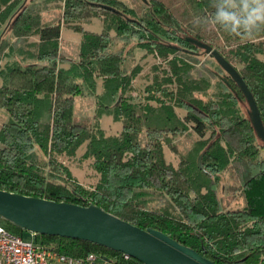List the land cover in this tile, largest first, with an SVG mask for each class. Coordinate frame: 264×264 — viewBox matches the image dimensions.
I'll return each mask as SVG.
<instances>
[{
  "label": "trees",
  "instance_id": "obj_1",
  "mask_svg": "<svg viewBox=\"0 0 264 264\" xmlns=\"http://www.w3.org/2000/svg\"><path fill=\"white\" fill-rule=\"evenodd\" d=\"M141 1L138 13L120 0H63L61 17L45 23L33 0H0V54L8 50L14 57L0 87V111L7 115L0 128V190L96 205L143 230H158L215 264H264V144L249 110L245 116L238 108L242 93L220 66V91L204 102L194 94L211 84L193 77L189 63L202 50L189 39L219 52L244 80L264 126V23L236 34L213 23L221 0ZM95 17L103 24L99 33L75 24ZM63 27L82 36L74 57L60 47ZM31 37L37 38L32 50H23ZM138 49L167 61L169 71L156 84L159 95L145 105L126 96ZM84 90L94 96L90 126L77 123L73 112ZM176 108L186 111L184 119ZM104 115L122 122L118 135L100 128ZM188 123L200 139L175 167L165 161L162 136L170 145L168 136L182 133ZM85 143L84 157L99 175L91 190L69 181L65 168L69 183L51 172L58 156L71 157ZM231 169L243 199L232 209L217 193L221 174ZM0 225L17 236L26 232L1 217ZM35 241L74 258L95 254L106 264H142L89 242L42 235Z\"/></svg>",
  "mask_w": 264,
  "mask_h": 264
},
{
  "label": "rangeland",
  "instance_id": "obj_2",
  "mask_svg": "<svg viewBox=\"0 0 264 264\" xmlns=\"http://www.w3.org/2000/svg\"><path fill=\"white\" fill-rule=\"evenodd\" d=\"M33 1L37 4L36 9L42 14L45 23L56 22L58 18L61 17L64 7L63 0ZM120 1L135 9L138 13L141 10V0ZM75 24L82 26L83 29L88 32L99 33L103 29L101 19L97 17L91 18L90 20H83L82 22H77ZM5 35H7V33ZM60 39V47L63 48L65 53L72 54L74 57L82 40L81 34L63 27L60 32ZM36 40V37H31L24 42L21 47L23 50H32L29 44L34 43ZM197 53L198 55L195 56L194 59H189V63L194 66L192 75L196 79H201L202 77L206 81H209L211 87L205 91L195 93L194 97L207 102L219 93L218 77H224V75L216 69L218 66L217 63L208 55L204 54L202 50H198ZM134 54L135 61L133 64L135 66L134 70H137V72L131 81L130 90L126 93V96H130L135 102H140L142 105H145L148 103L146 101L147 98L159 95L155 92L158 87L156 84L157 82H161L169 73L167 61H164L162 58H158L142 49L136 50ZM8 55V50H5L4 53L0 54V87L5 83L3 76L5 75L6 66L14 60V57H8ZM236 66L239 68V65ZM101 88V80L99 79L97 82L96 94L101 92ZM149 103L155 105L152 101ZM238 108L243 115H247L249 109L244 100L239 101ZM73 110L77 123L84 126L92 125L94 121V96L84 90L82 94L76 96ZM175 112L181 119H184L186 111L176 108ZM6 121V113L0 111V128ZM99 124L100 128H102L107 135H118L122 130V122L114 121L110 116H102ZM144 135L145 134L142 133L141 138H144ZM168 137L170 145L166 144V137L162 136L163 154L165 161L175 167L178 166L179 162L200 139L193 131L190 123L187 124L186 130L182 133H177L174 136ZM208 137H210V131L207 132L204 139H207ZM85 149L86 143L81 145L71 157L63 155L58 156L55 164L56 169H53L51 172L57 176L62 175V179L67 180V177L63 172V169L65 168L69 171L71 176V180L69 181L75 182L84 190H91L97 184L99 175L92 167L93 160L84 157ZM260 154L261 157L264 156V150H262ZM237 187L238 184L233 169L221 174L220 181L217 185V193L224 206L232 209L243 205L240 190H235ZM23 238L35 242L33 234L29 232H25Z\"/></svg>",
  "mask_w": 264,
  "mask_h": 264
},
{
  "label": "water",
  "instance_id": "obj_3",
  "mask_svg": "<svg viewBox=\"0 0 264 264\" xmlns=\"http://www.w3.org/2000/svg\"><path fill=\"white\" fill-rule=\"evenodd\" d=\"M213 59L242 93L249 120L264 144V126L258 107L239 72L211 46L189 39ZM201 165V156L197 160ZM0 217L33 235L89 242L119 252L142 264H215L166 234L134 226L96 205L80 206L0 190Z\"/></svg>",
  "mask_w": 264,
  "mask_h": 264
},
{
  "label": "built area",
  "instance_id": "obj_4",
  "mask_svg": "<svg viewBox=\"0 0 264 264\" xmlns=\"http://www.w3.org/2000/svg\"><path fill=\"white\" fill-rule=\"evenodd\" d=\"M35 238V235H33ZM125 259L128 257L123 256ZM0 264H106L95 254L83 258L63 255L36 241L17 236L0 225Z\"/></svg>",
  "mask_w": 264,
  "mask_h": 264
},
{
  "label": "clouds",
  "instance_id": "obj_5",
  "mask_svg": "<svg viewBox=\"0 0 264 264\" xmlns=\"http://www.w3.org/2000/svg\"><path fill=\"white\" fill-rule=\"evenodd\" d=\"M213 23L219 24L232 33H250L259 23H264V0H258L255 4H249L247 0H243L239 5H233L228 0H221L216 5Z\"/></svg>",
  "mask_w": 264,
  "mask_h": 264
}]
</instances>
